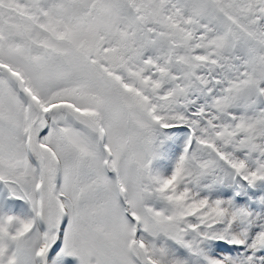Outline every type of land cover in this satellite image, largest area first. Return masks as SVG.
<instances>
[{
	"label": "snow or ice",
	"instance_id": "1",
	"mask_svg": "<svg viewBox=\"0 0 264 264\" xmlns=\"http://www.w3.org/2000/svg\"><path fill=\"white\" fill-rule=\"evenodd\" d=\"M0 264H264V0H0Z\"/></svg>",
	"mask_w": 264,
	"mask_h": 264
}]
</instances>
